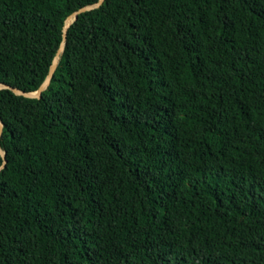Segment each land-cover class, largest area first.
<instances>
[{"label":"trees","instance_id":"obj_1","mask_svg":"<svg viewBox=\"0 0 264 264\" xmlns=\"http://www.w3.org/2000/svg\"><path fill=\"white\" fill-rule=\"evenodd\" d=\"M98 1L0 0V83ZM0 121V264H264V0H104Z\"/></svg>","mask_w":264,"mask_h":264},{"label":"water","instance_id":"obj_2","mask_svg":"<svg viewBox=\"0 0 264 264\" xmlns=\"http://www.w3.org/2000/svg\"><path fill=\"white\" fill-rule=\"evenodd\" d=\"M103 1L104 0H99L95 5H89V6L82 7L80 9L76 10L75 12H73L71 15H69L66 18L65 24H64V28H63V33H62V41H61V43H60V45H59V47L57 49V52L55 54V57H54V59L52 61L49 73H48L47 77L45 78V80L42 82V84L39 86V88L36 91H34V92H25V91H22V90H20L18 88L10 87L8 85L1 84V83H0V89L9 88L17 95H22L24 97L40 98L42 91H44L47 88V86L49 85V83L51 81V78L53 76V73H54V71L56 69L58 58L61 55V53L63 52V50H64V47H65V44H66V31H67L68 25L77 17V15L79 13L87 11V10H90L92 8H96L99 5H101ZM2 129H3V123L0 121V137H1V134H2ZM0 154H1L2 158H3V162L5 163L6 162L5 154L1 150V148H0ZM3 166H1L0 169Z\"/></svg>","mask_w":264,"mask_h":264}]
</instances>
